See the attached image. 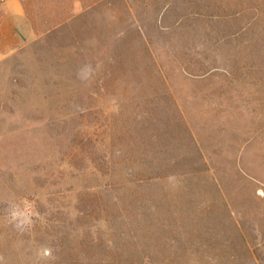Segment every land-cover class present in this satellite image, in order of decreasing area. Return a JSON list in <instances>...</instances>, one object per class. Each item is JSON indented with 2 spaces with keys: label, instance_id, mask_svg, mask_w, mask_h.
Returning <instances> with one entry per match:
<instances>
[{
  "label": "rangeland",
  "instance_id": "rangeland-1",
  "mask_svg": "<svg viewBox=\"0 0 264 264\" xmlns=\"http://www.w3.org/2000/svg\"><path fill=\"white\" fill-rule=\"evenodd\" d=\"M70 1L60 28L0 59V264H63L60 233L98 232L49 211L84 216L103 196L83 156L96 127L154 162L182 160L197 142L204 163L195 175L185 165L186 190L208 213L225 204L264 258V0H77L67 20ZM161 167L156 209L179 218L187 194ZM24 202L32 222L21 229L9 213Z\"/></svg>",
  "mask_w": 264,
  "mask_h": 264
},
{
  "label": "trees",
  "instance_id": "trees-1",
  "mask_svg": "<svg viewBox=\"0 0 264 264\" xmlns=\"http://www.w3.org/2000/svg\"><path fill=\"white\" fill-rule=\"evenodd\" d=\"M212 71L191 75L204 78ZM101 128L96 127L87 136L90 151L83 156L89 157L91 177L102 180L91 188L102 190L103 196L98 193L90 214L79 213L75 218H71L73 210L50 206L49 211L62 227L84 220V226L98 231L91 233L90 239L80 241L70 234L74 229L63 230L55 245L57 255L64 258L63 264H264V258L254 252L241 225L231 220L225 204L219 207L218 215L208 213L202 210L203 202L200 200L199 205L194 194L186 190V166L191 165L190 171L195 175L204 163L197 142L192 143L194 147L188 148L182 160L154 162L129 155L122 143L111 146L110 134ZM189 155H198V160L189 159ZM159 165L161 170L169 167L167 179L175 177L181 185L177 189L187 194L181 211L185 214L179 218H174L172 211L168 217L165 207L162 211L156 209L154 183L161 178L155 176ZM212 184L216 186V180ZM194 200L197 206L192 210ZM223 218L226 223H220ZM169 231L172 237L167 235Z\"/></svg>",
  "mask_w": 264,
  "mask_h": 264
},
{
  "label": "crops",
  "instance_id": "crops-1",
  "mask_svg": "<svg viewBox=\"0 0 264 264\" xmlns=\"http://www.w3.org/2000/svg\"><path fill=\"white\" fill-rule=\"evenodd\" d=\"M63 0H0V59L16 46L32 41L62 25ZM77 0L70 1L67 20L77 15Z\"/></svg>",
  "mask_w": 264,
  "mask_h": 264
},
{
  "label": "clouds",
  "instance_id": "clouds-1",
  "mask_svg": "<svg viewBox=\"0 0 264 264\" xmlns=\"http://www.w3.org/2000/svg\"><path fill=\"white\" fill-rule=\"evenodd\" d=\"M9 215L17 228L23 229L31 225V211L27 202L11 206ZM37 255L41 258L54 259L53 250L50 247H43Z\"/></svg>",
  "mask_w": 264,
  "mask_h": 264
}]
</instances>
